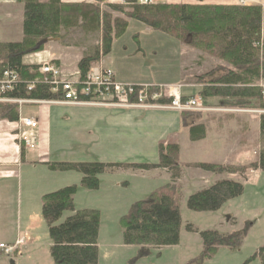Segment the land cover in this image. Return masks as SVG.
<instances>
[{"label":"trees","instance_id":"trees-1","mask_svg":"<svg viewBox=\"0 0 264 264\" xmlns=\"http://www.w3.org/2000/svg\"><path fill=\"white\" fill-rule=\"evenodd\" d=\"M141 1L122 0V3L110 4L104 0H93L92 3L16 0L22 6V37L18 42L0 43V69L14 73L18 82L10 91L0 95L12 101L0 103V120L18 122L20 105L14 101H30L36 105L63 100L60 90L52 91L54 86L50 84V76L40 73V65L24 61L30 55L43 52L46 40L58 39L64 47H79V44L70 42V36L77 32L82 36V43L88 42L87 46L83 44L76 64L82 82L92 67L110 54L114 40L124 34L129 21L170 36L223 63L193 79L195 85L201 86L196 98L203 104L210 99H220L238 102L244 109L264 112V86L254 85L250 80L258 79L264 83V42L261 39L264 6L212 5L202 3L203 0L195 5L143 4ZM99 4L107 10H102ZM111 13L123 18L112 17ZM51 63L62 68L56 60ZM134 89L136 93L140 91L139 86ZM260 130L264 133V115L260 117ZM204 136L202 125L189 128L191 141L201 140ZM178 152L176 144L162 141L158 145L156 164L58 162L49 164L48 169L79 174L80 187L88 191L98 190L99 176L105 172L166 170L170 183L133 203L119 220L123 245L137 247L138 257H145L151 250L175 246L179 242L180 216L177 189L173 185L180 179L182 170ZM195 168L216 175L238 173L231 167L208 163L196 164ZM249 168L264 172V150ZM243 190L238 182L218 181L191 194L186 206L192 212H216L227 202L240 197ZM76 192L77 187L73 185L41 197V217L47 228L52 264H98L100 216L96 210H76L73 203ZM65 213L69 215L60 222ZM249 228L245 225L242 231L231 234L200 232L201 252L187 264H203L219 248H238ZM187 231L192 232V228L187 226ZM252 258H259L260 264H264V247L258 249Z\"/></svg>","mask_w":264,"mask_h":264},{"label":"rangeland","instance_id":"rangeland-1","mask_svg":"<svg viewBox=\"0 0 264 264\" xmlns=\"http://www.w3.org/2000/svg\"><path fill=\"white\" fill-rule=\"evenodd\" d=\"M177 1L185 3L189 0H184L185 2L182 0H151V3L174 4ZM200 1L201 0H194L193 4H198ZM240 2L241 1H239L237 5H241ZM202 3H204V0ZM99 7L102 10H107L102 4H99ZM13 14L14 18L12 23H16L18 15L16 11H14ZM111 14L112 17L123 18L116 13ZM9 28L12 29V33H16V29H14L15 27L13 25ZM81 37V34L77 32L70 36V42L79 44V47H64L57 43L53 44L54 42H48L44 45L43 52L34 54L37 56H28L26 58L29 59L27 62H36L37 60L34 61L36 57H38V59L46 58L45 51L47 52L48 49L51 48L50 52L52 51V55L61 56L62 62L60 63L61 65L63 63V68L66 70V73L70 75L74 71L76 60L80 58L82 54L83 44H86V46L88 45V42L82 43ZM55 58H57V56H55ZM106 61L107 64H105ZM106 61L105 57H103L101 64L103 67H109L111 69L118 79L117 82L120 80L119 83L158 85L173 88H180V86L189 88L186 84L193 83L195 76L205 74L211 71L215 66L223 64L201 50L194 49L183 42H179L170 36L146 28L142 24L134 21H129V25L124 34L114 40L111 52L107 56ZM188 88L187 90H189ZM203 105L210 106V108H205L204 111L196 110L189 113L194 115L205 113V116L208 117L206 120L207 133L204 142L192 146L180 135L182 158L188 160L189 163H180L181 160L179 159L178 152V163L182 165V170L180 179L173 183L174 187L177 189L176 199L180 216L179 242L177 245L164 247L159 250L154 249L151 250L147 256L138 257L137 247L123 245L122 231L119 226L120 218L128 212L133 203L144 199L150 194L147 193L148 195H145V192L150 190H152L150 192H153L159 187L170 183V179L158 178V175L152 172L153 170L133 171L132 169H127L128 172H134L133 175L116 172L113 174L105 173L99 177L98 191L85 190L81 188L78 183L74 185V183L60 181L62 184L60 186L70 184L69 186L74 185L77 187L74 201L77 208L86 207L97 209L96 211L99 213L100 226L97 240L98 264H187L189 261L195 259L201 252L202 243L199 237L200 232L216 231L219 234H231L242 231L245 225H248L250 228L238 248H219L215 255L205 260L203 264H260L259 258L253 259L252 257L258 249L264 247V172L253 171L249 166L258 160L260 152L264 150V133H260V138L257 142L256 140L253 141L252 137V125L258 120L256 119L257 116H259L260 119V117L264 115V112L261 110L252 111L255 115L251 116V120L241 119V117L234 115L232 116V120L227 121L226 117H218L217 114H213L224 113V110L215 109L220 105H224V100L210 99V101L207 100ZM228 105L239 106L244 109V107H242L243 105L240 106L238 102H232ZM90 107L108 108L97 106ZM28 108L29 107H24V109ZM138 110L178 113L175 110L162 109L141 108ZM194 119L196 120L198 118ZM180 120V130H183V128L190 123V119H187V121L183 119ZM173 134L174 133L169 136L170 138L166 136L167 138L163 140L174 143L175 141L171 138ZM246 137H249V141H247ZM38 139L39 128L37 130V142ZM153 139V135L147 136V143L134 148L133 151H130V154L127 155H123L122 152L117 150H106L103 148L101 151L103 154L100 153L101 156H98L93 153L94 149H90V151H87V155L90 157H87L85 161H94L95 158V160L101 163L106 162L103 160H112L106 163L150 164L149 161L151 157H155L158 161V146L157 154L155 153V156L153 155ZM232 146H236L238 153L245 151L244 154H238L237 156L235 155V158H229L227 152L231 150L229 147ZM83 153L86 154L84 151ZM142 153L143 155H141ZM71 154L72 153L65 151L59 156L60 158L69 159L67 161H75L73 158L76 159L78 157H72ZM204 160L221 162L220 164L223 165L219 166L231 167L236 169L238 173L231 176L226 174H221L222 176H220L205 173L195 168L196 164H201V162L198 161ZM224 161H228L229 164L225 165L222 163ZM65 173H67L66 175L68 177L79 176V174L75 172ZM222 180H230L242 184L244 189L243 194L227 202L216 212H192L187 209V198L191 194L208 188L215 182ZM69 182L75 181L70 180ZM114 182L117 183V185H115ZM156 186L158 187L156 188ZM144 189L147 191H144ZM68 215V213H65L60 222ZM187 226L192 228V232L187 231ZM27 230L29 232V240L33 241L38 251V255L32 257L33 261H30L29 264H52L48 252L50 241L48 239L46 225L39 212V207L37 219ZM21 241L23 245V240ZM1 251L3 252V250ZM4 255L9 256L6 254Z\"/></svg>","mask_w":264,"mask_h":264},{"label":"crops","instance_id":"crops-1","mask_svg":"<svg viewBox=\"0 0 264 264\" xmlns=\"http://www.w3.org/2000/svg\"><path fill=\"white\" fill-rule=\"evenodd\" d=\"M60 1L62 3L93 2V0ZM239 1H243L245 6H264V0H204V4L237 5ZM106 2L110 4H119L122 3V0H106ZM180 2L181 1H177L174 4ZM193 3L194 0H189L184 4ZM14 11H16L18 15L16 23H12ZM20 21L22 22V6L16 3V0H0V43L18 42L21 40L22 33ZM12 25L15 27L16 33L11 32L12 29L9 27H12ZM261 39L264 42V19L262 21ZM56 43L59 44L58 41H54L53 44ZM50 49L51 48H49L47 52L45 51V54L51 56V58L58 61L61 65V56L52 55ZM55 56H57V58H55ZM79 59L80 58L76 60L75 64H77ZM26 60L29 59L25 58L24 61L26 62ZM106 60L107 57H105V61ZM105 64H107V61ZM62 69H64L63 66ZM108 69L110 68L108 67ZM75 70L76 66L74 68V71ZM114 78L116 81L118 80L115 75ZM250 80L254 85L264 86V83L258 79L250 78ZM186 86H189V88L180 86V95L182 98L198 97L197 95L201 86L195 85L194 83H188ZM187 88L189 90H187ZM228 104H230L228 101H224V105H218L219 107L215 108L224 110V113L213 114H217L218 117H226L227 121L232 120V116L234 115L247 120H251V116L255 115L252 112L255 110L242 109L239 106H230ZM28 105L29 106L20 105L18 122L12 123L0 120V244L12 246L18 240H23V245H20L10 256H5L0 250V264H29L30 261H33L32 257L38 255V251L33 241L29 240V232L27 229H29L31 224L37 219L38 207L41 213V197L70 185L66 184L65 186H60L62 185V181L74 183V185H76V183L80 184V175L77 177H68L66 175L67 173L52 172L48 169L49 164L58 162H92L85 161L87 157H90L87 155V151H90V149H94L93 153L98 156H101L100 153H102L101 151L103 148L106 150H117L122 152L123 155H127L130 154V151L132 152L134 148L147 143V136L149 137L150 135L154 137L152 144L153 155L155 156V153L157 154L158 144L172 133L174 134L171 138L179 147L180 163L188 164L189 161L182 158L180 135L183 139L187 140L190 145L194 146L202 144L207 133L206 120L208 117L205 116V113L194 115L190 113L179 114L167 111H143L138 109L92 108L88 106L60 105L47 102ZM24 107L29 108L24 109ZM207 107L210 108V106ZM193 117L199 120H195ZM24 118H32L38 122L39 139L37 148L34 150L25 149L17 138L18 129L20 128L19 123L21 119ZM180 119L186 121L190 119V123H188L183 130H180ZM256 119L258 120L252 125V137L253 141L256 140L257 142L260 138L259 135L261 130L259 116H257ZM194 125H202L204 127L205 136L203 139L198 141L190 140L189 128ZM246 138L247 141H249V137ZM230 148L231 150L227 152L229 158H235V155H242L245 152L242 151L238 153L236 146L229 147V149ZM65 151L72 153V157H78L76 158L77 160L73 158L75 161H67L69 159L60 158L59 155H62ZM83 151L86 152V154H84ZM143 153L141 155H143ZM150 159V164L157 163L155 157H151ZM94 161L100 162L95 160V158ZM103 161L110 162L112 160ZM198 162L223 165L220 164L221 162L213 160ZM222 163L225 165L229 164L228 161ZM116 172L130 175L134 173L128 172L127 169H118L113 172L105 173L113 174ZM152 172L158 175V178L170 179L169 173L164 169H153ZM70 180L75 182H69ZM115 185H117V183H115ZM157 187L158 186H156V188ZM146 189H144V191H147ZM150 191L145 192V195L151 193ZM74 201L75 196L73 198V203ZM74 207H76L75 203ZM75 209L85 210L90 208L83 207L79 209L76 207Z\"/></svg>","mask_w":264,"mask_h":264},{"label":"built area","instance_id":"built-area-1","mask_svg":"<svg viewBox=\"0 0 264 264\" xmlns=\"http://www.w3.org/2000/svg\"><path fill=\"white\" fill-rule=\"evenodd\" d=\"M143 4L151 3V0H142ZM244 4L243 1L240 2ZM37 56V55H34ZM37 60V61H36ZM53 58L46 55V58L36 59L32 63L40 65V73L49 75L50 84L62 93V101L47 102L60 105L73 106H97L117 109H162L175 110L178 113H189L193 111H204L199 98H188L182 101L179 87H166L158 85H132L114 81L113 72L103 67L101 61L92 67L85 80L80 82L78 73L75 70L68 75L64 69L55 66L51 61ZM31 62V61H30ZM18 82V77L9 70L0 69V95L10 91ZM139 86L140 91L135 92L134 87ZM0 97V103L10 102ZM12 102V101H11ZM21 104H31L30 101H14ZM40 104V103H39ZM17 138L27 150L36 149L38 122L32 118H24L20 121ZM22 245L18 240L14 245L7 246L0 244L4 254L12 255Z\"/></svg>","mask_w":264,"mask_h":264},{"label":"water","instance_id":"water-1","mask_svg":"<svg viewBox=\"0 0 264 264\" xmlns=\"http://www.w3.org/2000/svg\"><path fill=\"white\" fill-rule=\"evenodd\" d=\"M54 41H58V39H48L45 41V44L48 43V42H54Z\"/></svg>","mask_w":264,"mask_h":264}]
</instances>
